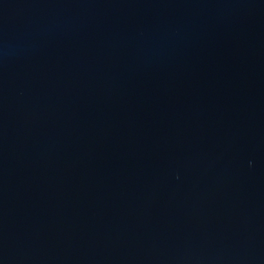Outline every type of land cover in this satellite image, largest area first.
<instances>
[{
	"label": "water",
	"instance_id": "obj_1",
	"mask_svg": "<svg viewBox=\"0 0 264 264\" xmlns=\"http://www.w3.org/2000/svg\"><path fill=\"white\" fill-rule=\"evenodd\" d=\"M0 264H264V0H0Z\"/></svg>",
	"mask_w": 264,
	"mask_h": 264
}]
</instances>
